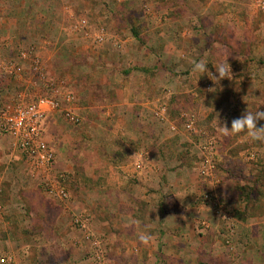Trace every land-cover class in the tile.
Wrapping results in <instances>:
<instances>
[{
    "label": "rangeland",
    "instance_id": "1",
    "mask_svg": "<svg viewBox=\"0 0 264 264\" xmlns=\"http://www.w3.org/2000/svg\"><path fill=\"white\" fill-rule=\"evenodd\" d=\"M128 1L76 0L72 4L73 11L66 13L65 17L56 12V18L67 26L62 31L57 30L55 35V38L62 41L58 49L62 48L60 52H63L60 59L59 57L54 59L55 66H52V70H56V76L50 74L48 67L44 66L45 79L49 83H54L56 78L60 79L62 83L60 92L72 93L75 96L72 110L79 116L80 124L73 125L62 116L60 119H54L55 124L49 127L51 138L48 141L54 145L56 170L58 175L63 176L70 199L67 202L53 201L45 195L40 186L37 194L33 193L28 198L31 201L30 210L35 215L38 214L37 218L32 220V225L39 232L52 231L55 228L65 229L63 220L60 223L62 217L59 216H62L64 211L67 215L69 214L68 220L71 221L72 227H76L74 217L78 211L93 219L90 221V226L94 235H97L93 230L95 228L104 233L102 236L104 249L103 247L99 249L104 264H149L151 260L150 256L143 259L136 253L137 248L143 245L140 235H136L133 231L132 221L119 220L117 217L118 186L126 182L125 191H129L128 195L133 193L136 195V191L137 194L145 193L147 190H144L143 186H138L137 179L131 176L133 172L129 165L133 163L132 157L128 156L123 161L127 166L125 172L120 168L123 164L119 165L118 157L112 159L115 164L113 171L108 175L104 172V142L107 136L104 131V94L106 92H102V89L104 84H113L117 78L116 76L104 77L99 72L102 66L117 68L120 61L117 60V52L107 49L106 44L103 45L96 39L98 31L102 30L108 39L119 36L122 29L119 28L118 20L122 18L123 13L117 9L119 6L129 8ZM235 1L240 4L234 19L229 15H221L217 4H209V0L206 1L209 6L208 11H196L195 15L198 16L194 18V23L198 22V24L195 25L201 27L205 21L206 24L211 25L216 23L218 27L215 28L216 31L214 30L212 37L214 43L212 42L213 44L209 46L206 42L204 44V37L200 36V39L196 36L197 50L200 51L196 50L192 54L200 55L201 51L213 50L220 56L219 53H229V48H232L234 49V54L231 56L233 60L228 62H231L230 66L239 67V71L244 75L238 76L233 70L230 79L221 80L220 83L216 82L217 84L213 83L207 75L197 79L201 80L202 84L197 80L195 82L189 76L185 81L192 87L190 91L188 87L181 92L171 90V97L167 101L172 105L169 107L166 103L168 106L165 107L164 114L161 113L163 107L157 106L154 110L152 109L155 118L161 120V124L156 123L160 134L164 132L178 134L182 130L177 127V121L184 125L182 137L187 139L183 138L181 146H177L183 149V152L179 153L178 162L171 161L169 167L175 171L190 163L191 166H188L185 171L186 179L181 177L182 179L179 180L182 181H177L175 193L190 204L197 203L199 207L202 206L199 213L193 210L187 215L188 219L185 222L187 230L184 231L187 245L182 250L186 261L183 264H264V143L251 142L244 132L225 134L218 129L225 124L230 130L232 120L240 118L247 111L253 113L258 110L264 111V10H254L252 16L247 13L251 0ZM23 3L24 0H19L18 4ZM137 4L144 11L146 4L140 0ZM104 5L113 7L115 10L107 11ZM84 16L90 20L88 28L79 26L78 20ZM127 17L133 19L132 15ZM232 21L236 22L235 27L229 24ZM194 30H197L196 26ZM229 34L237 35L241 41L229 44L227 40L232 41ZM190 37V35L184 37L188 44L193 39ZM186 43L178 45L170 43L163 47L171 54L175 50L188 49ZM18 49L20 47L14 45L11 51H3L4 57L0 59V65L4 60L18 63V53H16ZM108 52L110 54L105 58ZM37 55L41 58L42 54L37 53ZM227 55L223 54L220 57L226 56L228 59ZM70 56L75 58L70 59ZM250 57L254 59L250 61ZM191 63V61L176 63V69L186 70ZM208 63V70L212 72L217 63L213 59H208ZM74 64L77 67L76 70ZM22 67L23 75L15 72L12 75L2 72L0 75V102H4L6 93L9 97L8 103L13 101L18 92L28 94L26 89L31 85L34 91L33 95L29 93L30 95L35 97L46 93L41 88L39 77L35 74L29 75V68L32 69L30 63L23 62ZM119 69H122V66ZM234 69L237 70V68ZM212 73L218 76L214 71ZM75 75H77L76 80L78 79L76 85L72 83L73 81H69V77L74 78ZM252 85L254 86L251 87ZM259 86L261 89L257 88ZM6 87L8 92L3 90ZM111 92H108L106 98H109V95L112 96L111 99L120 97V94ZM189 122L192 123L190 131L186 129ZM172 126H175L177 130H172ZM261 127H264V120L257 121V128ZM110 128L113 131L124 130L121 126ZM207 141L216 142V150L211 164L210 178L205 181L200 175V168L206 157L202 150ZM108 142L111 143L110 147L113 150L124 148V144L118 138H112ZM113 153L116 154V150ZM174 177L175 175H172V178ZM133 181L136 184H132ZM131 185L133 187L129 188ZM174 187L172 186L171 189ZM107 194L112 196V202H108ZM163 194L164 197L171 195L170 190L166 189H163ZM128 198L130 202L133 199L132 196ZM73 203L80 206V209L76 210ZM122 208L129 211L132 207L121 204V210ZM169 222V225L176 228V219L169 217ZM154 229L157 231L156 228ZM8 231L15 239L9 246L4 241ZM160 238L161 244L164 245L163 234ZM39 239L22 231L4 228L0 222V259L7 255H14L17 259L16 264H28L22 259L21 245L41 243ZM172 242L177 243V240L173 238ZM89 250L91 251V248ZM62 251L61 246L58 248V253ZM93 251L95 252V248ZM161 253L162 251L159 252ZM171 255L179 256V253L172 252ZM172 260V264H181L177 258ZM32 262L34 261L31 260L30 264ZM91 264L95 263L91 261Z\"/></svg>",
    "mask_w": 264,
    "mask_h": 264
},
{
    "label": "crops",
    "instance_id": "2",
    "mask_svg": "<svg viewBox=\"0 0 264 264\" xmlns=\"http://www.w3.org/2000/svg\"><path fill=\"white\" fill-rule=\"evenodd\" d=\"M138 1L129 0V8L126 6L118 7L117 10L120 9L123 13L122 18L118 20L122 33L119 32V36L116 38L108 39L107 36L104 42L101 43L106 44L107 49H112V52H117V60L120 61L117 68L102 66L99 72L104 77L116 76L117 78L113 84H104L102 89V92H106L104 94V131L107 136L104 142V172L108 175L113 171L115 164L112 159L115 157H118L120 161L123 158L121 162H118L119 165L123 164L120 168L125 172L127 166L124 165L123 161L128 156L132 157L133 163L129 165L132 167L131 172H133L131 176L137 179L138 186H143V189L147 190L145 193L137 194L136 191V195L135 193L128 195L129 191H125L127 188L126 182L118 186L119 189L116 192L119 204L117 217H119V220H131L136 235L150 237L148 243H142L143 246L136 250V253L143 259L150 256L149 264H172V258H177L183 264L186 261L182 250L187 245V243L185 244L186 235L184 232L187 230L185 224L188 219L187 215L188 213L191 214L190 211L193 210L199 213L202 206L199 207L197 203L195 205L194 203L190 204L189 201L175 193L178 186L177 181L181 182L182 180H179L182 179L181 177L186 179L184 175L188 166H191L190 163L182 168H177L175 171L169 167L171 161L178 162L179 153L183 152V149H179L177 146H181L182 139L185 138L182 137L184 135V125L175 120L177 121V127H180L179 129L182 131L175 135L169 132L160 134L161 132L158 131L156 123L161 124V120L155 118L153 110L157 106L167 108L168 105L169 107L172 105L167 101L171 97V90L181 92L187 90L188 87V91H190L192 87L185 81L187 77L190 76L195 82L200 77V74L192 72V63L186 70L176 69V63H188V61L193 62L200 59H206L207 61L213 59L216 63L226 60L228 62V60H233L231 56L234 54V49L229 48V53H223L228 54V59L226 56L220 57L223 55L221 53L218 56L217 52L213 50L201 51L200 55L192 54L197 50V37H204V44L206 42L208 46L214 43L212 37L215 28L218 27L216 23L211 25L210 23L206 24L204 21L201 27L195 25L198 22L194 23V18L198 16L195 15L196 11H208L207 0H140L146 4L144 5V11L137 4ZM74 2L76 0H24V3L19 5V0H0V59L4 57L3 51L9 52L15 45L20 47L16 52L18 57L21 51H31V53L34 51V55H37V53L42 54L43 65L48 67L50 74L56 76V70H52L55 66L54 59L58 57L60 59L63 51L60 52L62 48L58 49L62 41L55 38V35L57 30L61 29L62 31L67 27L56 18V12L65 17L66 13L69 14L73 11L72 4ZM259 2V0H251L249 4L251 7L247 6L248 11L245 9L247 13L253 16L254 10H264ZM214 3L217 4L221 15H229L233 19L240 4L235 0H209V4ZM106 10L113 11L115 9L106 7ZM128 15H132L133 19L127 17ZM83 22H85L83 27L88 28L90 25L88 17L84 16V18L78 20L80 27H82ZM229 24L232 27L236 26L235 21L229 22ZM193 26H196L197 30H194ZM205 33H207L206 36ZM97 34L99 36L101 31H98ZM188 35L193 37L189 44L186 43L184 38ZM229 36L232 39V41L227 40L229 44L241 41L237 35L229 34ZM170 43L176 45L186 43L188 49L182 48L169 54L163 45ZM22 45L27 46L23 47ZM109 54V52L106 53L105 58ZM69 58L74 59L75 57L70 56ZM252 59L254 57H250V61ZM2 62L7 63L5 60ZM74 66L76 70L77 67L75 64ZM121 66L122 69H119ZM230 67L231 71L234 70L238 76L244 75L239 71V67L233 65ZM29 70V75L32 76L34 73L31 72L30 68ZM213 71L215 72V69ZM261 72L263 73V71ZM244 73L246 74V72ZM76 77L77 75L74 78L69 77V81H73L72 83L76 85L78 81ZM200 81L197 80L199 83ZM40 83L42 84V82ZM53 84L59 89L62 86L58 78ZM260 86L257 88L261 89ZM3 90L8 92L7 87ZM26 91L28 94L33 95L34 88L31 85ZM111 91L117 93V95L120 94V97L111 99L112 96L109 95V98H106L108 92ZM23 93L18 92L17 95ZM50 94L49 91L41 96L45 97ZM8 98L6 93L3 98L4 102H0L2 107L4 103L8 104ZM61 116L63 117L59 111L48 117L45 133L47 140L51 138L50 125L55 124L54 119H60ZM119 126L124 127V130L113 131L110 128H119ZM221 126L223 127L225 124ZM218 129L223 133L221 127ZM112 138H118L124 144V148L114 149L116 154L113 153L114 150L110 147L111 143L108 142ZM9 146V139L0 137L1 225L9 230L22 231L29 236L33 235L40 238L38 241L41 240V243L21 245L24 262L30 264L33 260L32 264H91L92 261L95 264L96 262L104 264L99 252V247L104 249V239H102L104 233L96 230V228L93 229L98 235L97 238V235L92 232L91 226L86 231L72 227L71 221L68 220L69 214L67 215L65 211L62 216L59 215L62 217L60 223L63 220L65 229L55 228L52 231H36L32 225V220L37 218L38 214L35 215L30 210L31 201L28 198L33 193L37 194L40 181L31 178L23 164L12 162L9 159ZM51 146L54 149V145L51 144ZM172 175H175V177L172 178ZM177 176L179 177L177 178ZM173 181L176 182L173 183ZM133 183L136 184L135 181ZM172 186L175 187L171 189ZM132 187L131 185L129 188ZM163 189L170 190L171 195L164 197ZM107 195L108 202H112V196ZM129 196L133 197L131 202ZM121 204H128L132 208H129V211L124 210V208L121 210ZM73 206L76 210L80 209V206H77L76 203H73ZM79 212L81 211H78L76 216L81 215ZM169 217L176 219V228L169 225ZM92 220L90 219V221ZM68 221L69 223H67ZM172 228L175 229L170 231ZM161 234L165 237L163 238L164 245L160 241ZM173 238L177 240V243L172 242ZM4 241L8 246L14 243L15 239L11 232L8 231ZM59 246L63 247V255L62 252L58 253ZM93 248H95V252ZM160 251H162L161 254H159ZM172 252L179 253V256L171 255ZM10 256L13 257V264H16V257L14 255ZM98 256L101 258L99 259Z\"/></svg>",
    "mask_w": 264,
    "mask_h": 264
},
{
    "label": "built area",
    "instance_id": "3",
    "mask_svg": "<svg viewBox=\"0 0 264 264\" xmlns=\"http://www.w3.org/2000/svg\"><path fill=\"white\" fill-rule=\"evenodd\" d=\"M259 1V5L264 9V0ZM84 24L85 22L81 24V28H84ZM105 38L107 35L102 30L101 34L97 36V41L103 43ZM33 52L21 51L18 63L4 62L0 65V70L3 68L0 75L2 72L11 75L14 74L13 72L20 74L23 71V62H29L31 71L42 82L41 88L45 92L50 91L51 94L45 97H34L23 93L17 95L12 102L4 105L0 109V137L10 141L9 159L12 162L23 164L31 178L40 181V187L49 199L67 202L70 195L63 184V176L58 175L56 170V155L45 134L46 121L51 114L59 111L73 125L80 124V118L72 110L75 96L72 93L60 92L58 87L45 79L42 59L38 55H34ZM165 112L166 108H161V113L164 114ZM186 129L192 130V123L189 122ZM172 130L176 131L177 129L172 126ZM215 143L214 141H207L203 145L202 151L206 157L201 164L200 175L205 181L209 180L211 175V164L216 150ZM206 198L209 200L208 196ZM89 223L90 218L87 215L81 214L74 217V224L78 229L88 230ZM98 258L101 257L98 256ZM0 264H13V257L8 255L2 257Z\"/></svg>",
    "mask_w": 264,
    "mask_h": 264
},
{
    "label": "clouds",
    "instance_id": "4",
    "mask_svg": "<svg viewBox=\"0 0 264 264\" xmlns=\"http://www.w3.org/2000/svg\"><path fill=\"white\" fill-rule=\"evenodd\" d=\"M209 63L206 59H200L199 61L192 62V72L194 74H200V78L203 75H207L213 83L217 84L224 79H230L232 77L230 64L226 61H220L216 64L215 72L218 74L213 75L212 72L208 70ZM264 120V111L249 112L242 115L240 118L234 119L231 122V129L229 130L227 126L221 127V130L225 133L239 134L241 132L246 133L251 142L264 143V127L257 128V121ZM150 237L141 236L140 240L142 243H148Z\"/></svg>",
    "mask_w": 264,
    "mask_h": 264
},
{
    "label": "trees",
    "instance_id": "5",
    "mask_svg": "<svg viewBox=\"0 0 264 264\" xmlns=\"http://www.w3.org/2000/svg\"><path fill=\"white\" fill-rule=\"evenodd\" d=\"M63 184H64V186L66 185V183H64V181H63Z\"/></svg>",
    "mask_w": 264,
    "mask_h": 264
}]
</instances>
